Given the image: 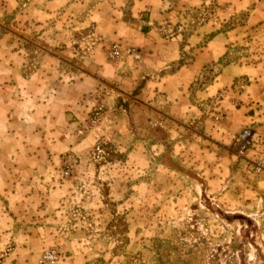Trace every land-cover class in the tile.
<instances>
[{"label": "crops", "instance_id": "obj_1", "mask_svg": "<svg viewBox=\"0 0 264 264\" xmlns=\"http://www.w3.org/2000/svg\"><path fill=\"white\" fill-rule=\"evenodd\" d=\"M209 4L207 0H0V264L31 263L26 252L36 230L21 219L34 216L38 194L35 198L37 183L29 181L33 174L28 169L42 163L46 137L60 131L61 115H72L66 122L69 136L90 113L88 99L100 87L107 89L106 94L115 93L122 104L129 99L149 115L168 121L182 136L200 137V177L212 200H217L221 150L244 130L257 143L264 139V110L249 105L261 89V84L250 82L255 69L238 63L219 65L230 44L261 20L264 5L259 0H213L212 12H206ZM242 13H247L242 25L223 27ZM86 31L90 36L85 33L83 41L91 42L89 55L83 63L69 64L64 76L60 56L79 55L77 38ZM62 36L69 38L68 43ZM113 43L136 50L141 61L107 60L103 47ZM30 50L41 61L31 70ZM217 68L218 73L200 88V75ZM66 78L69 83H63ZM228 89L244 103L239 108ZM220 93L224 96L219 106L211 110L220 112L215 114L209 111V101ZM245 157L251 158V153ZM252 189L253 196L258 194ZM10 247L16 249L15 255H1Z\"/></svg>", "mask_w": 264, "mask_h": 264}, {"label": "rangeland", "instance_id": "obj_2", "mask_svg": "<svg viewBox=\"0 0 264 264\" xmlns=\"http://www.w3.org/2000/svg\"><path fill=\"white\" fill-rule=\"evenodd\" d=\"M207 1L206 12H212L213 0ZM261 12V20L232 42L219 62L255 69L250 82L261 89L249 105L257 111L264 110V7ZM246 15L234 16L223 27L242 25ZM123 16L128 18L127 8ZM89 32L78 35L79 55L60 56L64 76L69 64L83 63L89 55L91 42L83 41ZM61 38L68 43L67 36ZM114 44L126 48L120 43L103 47L109 61L117 60L108 56ZM28 60L30 70L41 62L34 50ZM218 69L200 75V88ZM106 90L90 94V113L69 136L66 122L72 115H61L60 131L46 137L42 163L28 169L33 174L29 181L37 183L35 198L38 194L34 216L21 219L36 230L26 252L30 264H40L51 252L56 259L42 264H264V183L252 176L234 140L221 150L222 176L214 201L200 177V137L182 136L168 121L129 99L122 104ZM222 96L210 99V112ZM230 96L238 108L244 104ZM252 187L258 194H251ZM15 251L6 248L1 255Z\"/></svg>", "mask_w": 264, "mask_h": 264}, {"label": "built area", "instance_id": "obj_3", "mask_svg": "<svg viewBox=\"0 0 264 264\" xmlns=\"http://www.w3.org/2000/svg\"><path fill=\"white\" fill-rule=\"evenodd\" d=\"M108 56L111 59L130 58L137 63L141 61V56L136 50L132 48H122L118 44L112 46ZM262 94L264 96V93ZM233 147L237 148L238 155L245 156L247 152L251 153V158H244L247 160L252 176L261 183H264V139L257 143L252 138L250 131L244 130L234 139ZM260 147L263 149L260 150ZM55 259L56 257L52 252L46 253L39 263H52Z\"/></svg>", "mask_w": 264, "mask_h": 264}]
</instances>
